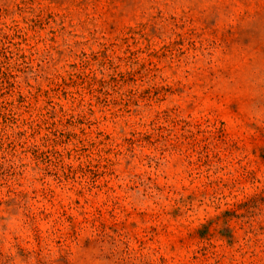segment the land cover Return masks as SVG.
Returning a JSON list of instances; mask_svg holds the SVG:
<instances>
[{"label":"rangeland","instance_id":"374dc122","mask_svg":"<svg viewBox=\"0 0 264 264\" xmlns=\"http://www.w3.org/2000/svg\"><path fill=\"white\" fill-rule=\"evenodd\" d=\"M0 264H264V0H0Z\"/></svg>","mask_w":264,"mask_h":264}]
</instances>
